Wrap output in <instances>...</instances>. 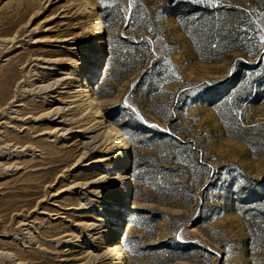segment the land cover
Returning a JSON list of instances; mask_svg holds the SVG:
<instances>
[{"label":"rangeland","instance_id":"rangeland-1","mask_svg":"<svg viewBox=\"0 0 264 264\" xmlns=\"http://www.w3.org/2000/svg\"><path fill=\"white\" fill-rule=\"evenodd\" d=\"M115 226L124 264H264V0H0V264H114Z\"/></svg>","mask_w":264,"mask_h":264},{"label":"bare ground","instance_id":"bare-ground-1","mask_svg":"<svg viewBox=\"0 0 264 264\" xmlns=\"http://www.w3.org/2000/svg\"><path fill=\"white\" fill-rule=\"evenodd\" d=\"M94 25H95V27H94L95 28V32L96 33H100L101 30H102V23H101V21L100 20L96 21ZM90 82H91L90 79H88V77H85L84 78L83 88L80 91H82L81 93H85V94H83V96L84 95L87 96L86 98L88 99V102H87V105L86 106L88 107L89 111H91V112L93 111L94 114L95 113L97 114V117H100L101 119H103L104 115H103L100 107H98V105L96 103L98 101H95V98L92 97V93H91L92 92V86H90ZM77 95L79 96V94H77ZM80 99H81V97H80ZM83 101H84V99H83ZM55 114H57V115L60 114L59 110H57L55 112ZM111 134L113 135V129L110 128V127H108L105 130V135L110 137ZM113 137H114V139L112 140V146H111V149L109 151L110 152H115V150L117 148H119V149L121 148V153H120L119 156H116L118 154V151H117L113 156L111 155L112 156L111 158L115 160L114 163H115V166L116 167H118L119 169L120 168H123L124 169L126 167V165H127V161H126V157H127V154H126V152H127L126 151V145H127L126 137L125 136H121V137L118 138V136L115 137L114 135H113ZM121 173H123V175L121 177V179L123 181V187H122L123 190L121 192H124V187L129 184L128 182H129L130 177L128 176L127 173H125L123 171ZM117 237H118V229H117V227L116 228H109V237L106 238V241L109 243V245H107L108 248L105 251V254L104 255L109 256V257H112L113 260H114L113 261L114 264H124L123 263V261H124V252H123V249L124 248L122 249V245H121L122 243L118 240ZM99 257L100 256H98V258ZM99 260H101V258H99L98 261Z\"/></svg>","mask_w":264,"mask_h":264}]
</instances>
